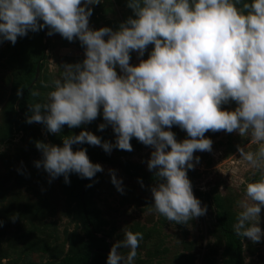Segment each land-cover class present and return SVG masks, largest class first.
Returning <instances> with one entry per match:
<instances>
[{"label": "clouds", "instance_id": "1", "mask_svg": "<svg viewBox=\"0 0 264 264\" xmlns=\"http://www.w3.org/2000/svg\"><path fill=\"white\" fill-rule=\"evenodd\" d=\"M101 0H0V42L13 45L31 30L47 27L68 41L79 39L85 59L65 64L60 78L52 82L44 102L30 104L27 123H43L47 131L61 133L64 125L76 128L91 123L103 108V131L111 125L116 142L84 130L63 138V146L37 142L43 158L35 162L51 179L69 174L92 179L103 171L86 149L73 144L132 151L135 137L153 151L148 169L159 180L153 186L154 208L168 221L188 223L206 214L194 195L187 175L196 151H211L208 131L238 132L258 144L255 151L237 146L240 158L259 171L261 179L246 186L234 230L241 238L260 242L264 208V0H129L133 10L119 30H93L91 5ZM42 21V22H41ZM107 37V39H105ZM150 44V56L130 64V53L142 57ZM120 67L124 75H118ZM45 87L49 85L45 84ZM18 97L23 89H18ZM31 95L39 97V91ZM235 101L234 110L222 108ZM185 130L182 142L171 131ZM168 129V130H166ZM170 148V150H168ZM200 157H195L198 163ZM112 183L123 193L122 180L114 170ZM50 179V182H51ZM91 185H89L90 187ZM16 216L12 220H16ZM0 221V225H2ZM124 239L113 244L107 264H133L143 234L123 229ZM129 248L125 256L120 249Z\"/></svg>", "mask_w": 264, "mask_h": 264}, {"label": "rangeland", "instance_id": "2", "mask_svg": "<svg viewBox=\"0 0 264 264\" xmlns=\"http://www.w3.org/2000/svg\"><path fill=\"white\" fill-rule=\"evenodd\" d=\"M245 2L251 0H240L238 6ZM128 3L129 0H101L91 5L93 14L89 27L119 30L120 25L134 15ZM47 42L46 60L32 90L41 95L34 97L30 93L24 101L26 110L30 104L46 100L48 92L54 90L52 82L60 78L66 63L75 64L85 59V47L78 38L70 42L59 33L49 35L46 40L40 30H30L26 36L18 37L14 45L10 41L0 42V221L3 222L0 225V264L58 262L67 255L98 248L79 204L78 174L70 173V183H66L63 175L51 179L43 167L35 166V162L43 158L36 147L38 141L63 146V138L72 134H53L39 123H27V116L18 104L22 97H18V89L27 85L28 72ZM153 49L154 44H150L142 57L132 51L130 64L135 66L148 59ZM116 71L124 75L118 65ZM236 107L235 101L222 105L226 110ZM101 123H105L102 106L96 120L75 129L88 130L101 137L102 142L115 145L117 137L112 126L101 131ZM171 131L178 141L190 138L178 125H173ZM205 137L213 141L212 150L196 151L195 167L188 169L187 175L194 195L207 211L180 224L168 221L154 208L151 189L159 181H147L155 176V171L148 169L152 146L144 145L135 137L130 141L133 146L130 152L114 147L108 153L102 145L96 146L97 155L89 158L101 164L103 171L91 180L86 178L85 196L90 217L98 227L96 233L106 237L110 247L105 255L93 256L89 264H107L113 244L124 239L123 229L143 234L133 264H226V239L219 229L216 205L198 191L221 195L234 216L235 225L240 211L237 202L246 198L247 184L261 179L260 172L240 158L237 146L255 151L258 144L238 132L210 130ZM72 147L78 150V144ZM197 156L200 157L198 163ZM125 162L130 163L133 174L125 171ZM110 170L122 180L123 193L112 183ZM260 227L264 231V208ZM240 240L241 264H264V237L257 243L248 238L240 237ZM120 251L126 256L130 249Z\"/></svg>", "mask_w": 264, "mask_h": 264}, {"label": "trees", "instance_id": "3", "mask_svg": "<svg viewBox=\"0 0 264 264\" xmlns=\"http://www.w3.org/2000/svg\"><path fill=\"white\" fill-rule=\"evenodd\" d=\"M44 33V29L40 30ZM48 47V42L44 45H42V52L40 56L37 58L36 64L29 70L28 77L26 78L27 85H24L23 94L20 101L19 106L21 109V112H23L24 116H30L31 112L29 110H26L24 106V101L29 97V94L34 89V85H32V82L35 77L36 73V67L37 64L40 62L41 68L44 65V61L46 60V49ZM43 127L46 128V126L43 123H39ZM85 129H75V128H69L67 125H64L61 132L63 133H71L72 135H78L81 131H84ZM79 131V132H78ZM80 149H86L88 156H95L97 155V147L89 145L87 143L78 144V150ZM129 162L124 163V169L128 174H133L131 171V168L129 166ZM78 180H79V204L82 209V213L84 215L85 221L90 224L92 229V235L91 237L95 239L98 242V248L96 250L90 249V250H82L75 256L67 255L64 258H62L58 262H46V263H32V264H89L91 262V259L95 255H105V253L108 251V248L110 247V244L106 237L104 236H98L97 231L98 227L96 226L94 220L90 217V207L86 201L85 191L87 189V185L85 190H83V184L86 182V178H81L78 174ZM147 181H159L156 176H150ZM199 195L206 196L209 200L214 201L217 209L216 218L218 221L219 229L223 233L225 239H226V252L228 254V258L226 260V264H241V257H242V242L240 240V237L236 234L234 230V216L230 210H228L224 204V201L219 194H214L211 192L204 193L202 191H198ZM93 254V255H92Z\"/></svg>", "mask_w": 264, "mask_h": 264}, {"label": "water", "instance_id": "4", "mask_svg": "<svg viewBox=\"0 0 264 264\" xmlns=\"http://www.w3.org/2000/svg\"><path fill=\"white\" fill-rule=\"evenodd\" d=\"M44 34H45V37H46V40H48V37H49V35H48V31H47V28L45 27L44 28ZM40 72H41V65H40V62L37 64V67H36V73H35V77H34V80H33V82H32V85H34L35 83H36V81L38 80V78H39V75H40ZM24 95V94H23ZM18 104H19V102H18ZM17 104V105H18ZM79 132V131H78ZM85 188H86V182L83 184V190H85ZM93 255V254H92Z\"/></svg>", "mask_w": 264, "mask_h": 264}]
</instances>
